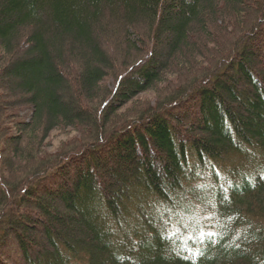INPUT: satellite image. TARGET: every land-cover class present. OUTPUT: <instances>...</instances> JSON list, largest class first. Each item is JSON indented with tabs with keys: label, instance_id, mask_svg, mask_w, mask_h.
<instances>
[{
	"label": "trees",
	"instance_id": "obj_1",
	"mask_svg": "<svg viewBox=\"0 0 264 264\" xmlns=\"http://www.w3.org/2000/svg\"><path fill=\"white\" fill-rule=\"evenodd\" d=\"M262 58L264 0H0V264H264Z\"/></svg>",
	"mask_w": 264,
	"mask_h": 264
},
{
	"label": "rangeland",
	"instance_id": "obj_2",
	"mask_svg": "<svg viewBox=\"0 0 264 264\" xmlns=\"http://www.w3.org/2000/svg\"><path fill=\"white\" fill-rule=\"evenodd\" d=\"M24 46L25 45L23 43L22 49L25 48ZM261 65L264 68V58H262ZM114 84H115V80L114 81L112 80L110 82V87L113 88ZM5 91H6V94H7V99H8L9 106L14 108L13 106L15 104H22V103L18 102V97L15 96V94L10 93V91H8V90H5ZM20 106H23V105H20ZM30 115H31V109L28 108V107H24V108H22L19 111V117L21 119H28L30 117ZM72 135L73 134L65 135V134H62L60 132L54 133L51 136V140H50V143H51L50 150L53 151V150L57 149L59 144H60V142H62L63 140H66V138L71 137ZM209 182H210V180L208 178L204 179V185H207ZM183 217H184V220L183 219L181 220L182 224H184L185 226H188V228L189 227H193V229L196 228L198 230V232L196 231L197 232L196 234L198 236H201L205 231H208L210 229L212 211H208L203 206L197 205L196 209L194 210V212H192L189 215L188 214L184 215L182 212H180V218H183ZM41 235H42V233L40 231H38V237L40 238V240L42 238V237H40ZM15 254H16L15 252L12 253V255H15Z\"/></svg>",
	"mask_w": 264,
	"mask_h": 264
},
{
	"label": "bare ground",
	"instance_id": "obj_3",
	"mask_svg": "<svg viewBox=\"0 0 264 264\" xmlns=\"http://www.w3.org/2000/svg\"><path fill=\"white\" fill-rule=\"evenodd\" d=\"M227 160V159H226ZM239 175V174H238Z\"/></svg>",
	"mask_w": 264,
	"mask_h": 264
}]
</instances>
